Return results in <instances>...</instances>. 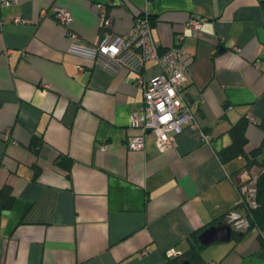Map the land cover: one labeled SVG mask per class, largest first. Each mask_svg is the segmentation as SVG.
I'll list each match as a JSON object with an SVG mask.
<instances>
[{
  "label": "crops",
  "instance_id": "crops-1",
  "mask_svg": "<svg viewBox=\"0 0 264 264\" xmlns=\"http://www.w3.org/2000/svg\"><path fill=\"white\" fill-rule=\"evenodd\" d=\"M97 4L107 6L110 29ZM56 6L71 12L86 46L107 31L129 33L142 13L154 19L162 51L183 34L196 125L172 135L166 151L149 133L131 149L142 132L131 123L143 103L138 84L161 65L127 55L106 66L70 53ZM193 15L206 19L202 37L183 28ZM243 117L251 151L264 140V0H16L0 8V188L14 196L0 209V264H171L193 232L224 216L228 224L246 159L223 163L219 152ZM60 155L72 159L70 170ZM202 253L210 264H264V240L255 228Z\"/></svg>",
  "mask_w": 264,
  "mask_h": 264
},
{
  "label": "built area",
  "instance_id": "built-area-1",
  "mask_svg": "<svg viewBox=\"0 0 264 264\" xmlns=\"http://www.w3.org/2000/svg\"><path fill=\"white\" fill-rule=\"evenodd\" d=\"M16 0H0V8L14 4ZM100 11L102 29H110L112 21L107 12V6L97 4ZM54 17L66 28V35L72 43L69 52L99 62L105 61L109 66L114 63H123L127 55L135 56L140 63L154 61L161 65L159 75L147 81H140L139 87L143 91V103L138 111H133L131 123L133 127L141 129V134L130 138L131 149H141L145 145L146 135L152 134L160 151H166L172 146L171 137L180 133L188 126H195L196 121L192 107L196 103H190L184 92V85L190 78L187 64L183 57L186 53L182 41L184 35L178 36L175 45L161 51L154 39L152 24L145 16L138 20L134 28L125 35L111 31L99 39L94 45L86 46L79 43V35L72 29L73 15L62 7H54ZM14 23H27L20 16L13 18ZM206 19L199 16L189 17L183 25L184 30H190L195 37H202ZM230 109V107H229ZM202 137L209 142L210 135L202 133ZM105 149L106 146H103ZM259 173L255 168L246 171L240 176L237 184L239 191L240 207L228 213V224L233 230L240 231L249 227L250 221L246 214V207H258L257 181ZM264 237V231H260Z\"/></svg>",
  "mask_w": 264,
  "mask_h": 264
},
{
  "label": "trees",
  "instance_id": "trees-1",
  "mask_svg": "<svg viewBox=\"0 0 264 264\" xmlns=\"http://www.w3.org/2000/svg\"><path fill=\"white\" fill-rule=\"evenodd\" d=\"M145 14L142 13L139 16L136 17V22L140 20L142 17H144ZM151 24H152V32L154 27V19L148 15ZM161 50V49H160ZM162 51V50H161ZM250 123V119L248 117L241 118L237 123L231 126L229 132L232 137V143L222 149L219 152V158L223 163H227L229 161H232L238 157H244L246 159V165L244 166L247 171H250L251 169L255 168L259 175H258V181L256 184L257 187V202L258 207L250 208L246 207V214L248 215L250 225L245 230L240 231H233V238L240 239L246 232L251 231L252 229H259V231H264V211H263V202H264V158L259 159V156L263 152V146H264V140L262 144L251 150H246L247 145V137H246V130L248 127V124ZM262 127L264 128V124H262ZM43 139L36 137L32 140L30 143V148L36 151L38 153L39 146L42 144ZM58 165L66 168L67 170L71 169L72 165V159L67 158L66 155H60L56 159ZM39 168L36 167V176L39 174ZM236 181H240V176L234 177ZM14 203V196L12 194V188L10 186H6L3 188H0V209L1 211L3 209H8L13 206ZM240 207L239 205H236L234 209ZM227 216V214H226ZM212 224L221 225V224H227V219L224 217L220 218L217 221H214ZM207 227H204L202 230H198L193 232L190 237V247L186 250V252L169 259L171 264H182L184 261H189L191 264H210L206 258L203 256V250L207 247L200 243L199 241V235L206 229ZM262 239L264 240V237L261 235Z\"/></svg>",
  "mask_w": 264,
  "mask_h": 264
},
{
  "label": "water",
  "instance_id": "water-1",
  "mask_svg": "<svg viewBox=\"0 0 264 264\" xmlns=\"http://www.w3.org/2000/svg\"><path fill=\"white\" fill-rule=\"evenodd\" d=\"M264 211V202H263ZM233 237V229L228 224L211 225L206 228L200 235L199 241L204 246H209L216 242L230 241ZM182 264H191L189 261H184Z\"/></svg>",
  "mask_w": 264,
  "mask_h": 264
}]
</instances>
